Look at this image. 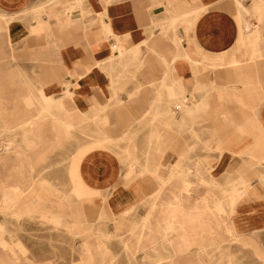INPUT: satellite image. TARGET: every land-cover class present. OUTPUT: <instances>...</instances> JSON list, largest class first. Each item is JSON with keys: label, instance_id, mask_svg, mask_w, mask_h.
Masks as SVG:
<instances>
[{"label": "crops", "instance_id": "1", "mask_svg": "<svg viewBox=\"0 0 264 264\" xmlns=\"http://www.w3.org/2000/svg\"><path fill=\"white\" fill-rule=\"evenodd\" d=\"M45 9L48 14L40 19ZM23 12H28L31 19L17 18L24 16ZM172 17L173 24L179 26L178 37L173 24H169ZM249 17L256 18L260 25ZM0 21L9 27L7 41L25 43L27 47L34 44L43 61V87L17 96L27 107L36 104V99L37 113L29 116L18 106L11 108L10 114L19 119L16 125L0 128V162L9 160L12 149L18 151L17 136L10 135L13 130H20L27 146L35 149L45 138L44 115L52 110L62 112L63 106L84 118L99 115L100 121L111 123L68 159L70 193L56 184H46L44 199L37 200L40 195L33 187L38 186L36 181L45 171L34 174L35 166L28 159L29 175L0 184V205L23 203L27 208L30 203L42 201L47 203L50 215L58 220L69 219L76 216L82 203L100 193L120 214L114 215L124 218L135 209L143 188L157 186L143 219L152 216L167 187L171 195L165 211L175 217L179 209L186 208L178 203L179 196L173 195V170L182 162L191 175L194 170L187 165L189 155H200L203 160L215 156L213 162L199 161L200 183L206 193L213 194L210 200L225 205L218 218L230 220L236 238L248 236L251 255L255 253L264 260V163H258V159L264 160V0H253L251 7L235 0H0ZM1 51L0 44V57ZM129 75L136 78L128 79ZM174 85L185 91L186 110L192 113L177 116L176 122L190 134L176 136L175 142L173 116L168 109L169 91H175ZM11 95L9 89L0 88L3 114L9 113L6 106ZM57 121L58 132L62 127L67 132L72 129V123ZM134 132H138L137 150L133 142L129 146L123 143L124 139H132ZM191 138L200 147L191 148ZM111 139L122 140L121 150L106 141ZM3 150L7 157H3ZM77 154L78 163L72 165L71 159ZM131 154L147 159L143 157L139 165ZM127 162L130 166L125 169ZM161 163L169 169L166 176L160 170L158 173ZM132 174L128 182L126 176ZM190 181L189 177L182 184L185 192L189 191ZM192 208L184 212L195 214ZM3 227L1 223L0 232ZM111 233L119 238L116 231ZM168 235L172 241L165 236L159 240L169 247L142 248V262L130 264H205L203 257L210 254L207 250L220 244L217 241L179 249L173 246V231ZM257 237L262 241L258 242ZM11 243L7 245L0 238L1 247L9 251L0 253L4 264H16ZM250 264H254V258Z\"/></svg>", "mask_w": 264, "mask_h": 264}, {"label": "rangeland", "instance_id": "2", "mask_svg": "<svg viewBox=\"0 0 264 264\" xmlns=\"http://www.w3.org/2000/svg\"><path fill=\"white\" fill-rule=\"evenodd\" d=\"M235 1L236 3L240 1L248 7H251L253 2V0ZM46 11L45 9L41 13L40 19H42L43 14H48ZM22 14L24 16L17 18L31 19L28 12H23ZM173 17L169 21V24L175 22V18ZM249 19L256 21V25H260L256 18L249 17ZM252 26L250 25L249 29ZM172 28L174 34L176 31L175 35L177 37L180 36L177 23L176 25L173 24ZM169 33L171 35L172 31ZM8 36V25H4L0 21V44L2 49L0 57V88L5 87L12 93V97L6 106L9 108V113L3 114L0 110V128L4 124L16 125V120L19 118L15 120L13 115L10 114L11 108L14 106H18L21 111L26 112L29 116L37 113L39 107L36 99L34 101L36 104L27 107L22 99L17 96L29 92H37L36 88L43 87L41 75L43 61L40 54H37V49H35L34 44L32 46L27 44L29 46L27 47L25 43H11L7 41ZM166 39L171 41L169 37H166ZM151 53L153 54L152 50ZM129 76L130 78L128 79L136 78L133 75ZM174 87L177 98L183 101L185 99V91H179L176 85ZM136 92L133 91L134 94ZM174 99L173 97L171 98L172 102H170L168 109L170 115L173 116V141L175 142L176 136L189 133L188 129L183 128V125L176 122L177 116L187 113L191 114V112L186 110L187 102L182 103L179 112H176L175 104L177 100ZM62 110L59 113L52 110V114L49 112L47 115H44L42 134L45 138L35 149L27 146L26 141L21 136L20 130L16 132L13 130L10 133L12 137L17 136L15 137L17 140L15 145L18 151L15 152L12 149V152L9 153V160L0 162V167L4 171V176H0V184L4 182L13 183L29 175L31 168L28 159H32V164L35 166L34 174L39 173L43 169L45 171L43 176L37 180L38 186L33 187L35 188L34 192L40 195L36 197L37 200L44 199L42 198L44 195L43 187L46 184L50 186L56 184L64 191L70 193L71 182L68 172V159L79 146L86 144L87 141L96 137V133L102 132L101 129L105 131V128L111 126V123L105 120L100 121L102 118L99 115L85 116L84 118L79 114H75L65 106H63ZM56 119L68 121L74 127L72 126L69 132L65 130V127H62L61 131L58 132L55 127L58 123ZM134 125L135 127L139 126L138 123H134ZM191 125L195 126L199 124ZM131 134L134 135L133 138L124 139L123 143L129 146L133 142L132 147L137 150L138 140L135 136L138 135V132L137 135L136 132ZM120 141L122 140L116 141L111 139L110 145L121 150L119 146L121 145ZM193 142L194 139L191 138V148L195 147L197 149L200 147V145L195 146ZM258 149L261 150L259 144ZM6 152L5 150L1 152L3 157H7ZM17 154L19 155L17 156ZM131 156L137 157V163L139 165L143 164V157L147 159V156H141L140 159L135 154H131ZM214 157L210 156L203 160L200 155H189L186 160L188 161L187 165L194 170L191 175L190 170L184 163L180 162L178 163L179 165L177 164L176 168L183 166L182 169L188 173L192 184L188 188L189 191L185 192L184 190L186 188L184 185L180 181L173 179V195L179 196L178 203L186 208L184 210L178 207L179 210L175 217H173V213L165 211L167 200H169L171 195L169 192L170 187H167L161 193L156 210L150 218L146 219H143V217L150 208V198L156 191L157 186L156 188L153 186L143 188L140 197L137 198V202L135 203V209L124 218L118 216L120 214L114 211L113 206L108 202V197L100 193L93 200L82 203L76 216L69 217V219L64 218L58 220L54 215H50L47 212L48 210H46L47 203L42 201L30 203L27 208L23 203L17 205L13 203L11 204L12 206L9 203H5V205H0V227L1 223L4 226V231L0 232L1 241L7 245H9L8 242H13L11 243V248L16 253L17 258L13 257L16 264H87L88 262L100 264L102 261L105 264H130V262H142L140 259L143 251L142 248L153 245L157 247H169L170 244H164L159 239L165 236L167 241H172L168 234L170 231H173V246L179 249L187 246L202 247L219 241L220 244L215 246L217 248L207 250L210 254L203 257L205 264H250L251 258H254V264H264L263 258L259 255L255 256V253L251 255L249 247V243L251 242L250 238L241 235H239L241 238H236L238 235L233 233L230 220L224 218V216L223 218H218L220 211L225 210V205L218 202L217 199L210 200L209 197H213V194L211 192L206 193L204 191L205 186L200 183L199 176L202 174L200 173L199 166L202 163H199V161L207 163L209 161L208 159H210L213 162ZM78 159L79 157L72 159V165H76ZM258 163H264V160L258 159ZM129 166L130 162L124 163L125 169H128ZM132 166L136 168V165L133 164ZM159 170L163 176L169 173V169L164 163L158 165V173ZM8 173L11 175L7 176ZM132 177L133 174L132 176H126L128 182L131 181L130 178ZM0 187L2 186L0 185ZM41 190L43 193H41ZM246 190L249 191V187L245 188V193L248 192ZM233 196L231 197L232 199L234 198ZM205 197L208 198L203 203L202 200ZM214 197H217V195L214 194ZM173 199L175 198L173 197ZM77 203L76 205L80 206ZM198 203L201 204L196 205ZM56 205L58 206V204ZM191 208L196 212L195 214L182 212L190 210ZM57 209L58 207L55 206L54 211ZM116 213L118 214L117 216L114 215ZM77 216H79V219H75ZM115 231L120 234L119 238L113 236L111 233ZM233 237H235V241H231ZM257 240L258 242L262 241L261 237H257ZM253 242H256V238ZM8 252L7 249L2 248L0 245L1 254ZM256 258L261 261H257ZM129 259L132 260L130 261ZM154 259L152 258L151 261ZM145 262L148 263L150 261L148 259ZM4 263L5 260L1 258L0 264Z\"/></svg>", "mask_w": 264, "mask_h": 264}, {"label": "bare ground", "instance_id": "3", "mask_svg": "<svg viewBox=\"0 0 264 264\" xmlns=\"http://www.w3.org/2000/svg\"><path fill=\"white\" fill-rule=\"evenodd\" d=\"M32 12V11H31ZM36 12V11H35ZM34 13V12H33ZM178 15V14H177ZM180 15V14H179ZM182 15V14H181ZM12 16V15H11ZM34 27H35V25H34ZM166 37V36H165ZM177 56V55H176ZM2 94V93H1ZM180 94V93H179ZM169 96L172 98H175L174 100H177L176 101V104H175V108H176V110H179L181 107H182V103H184V102H187L188 101V98H187V96H186V94H185V99L183 100V101H181V100H179L178 98H177V93L175 92V91H173V90H170L169 91ZM179 97V96H178ZM172 102V101H171ZM3 103V102H2ZM2 108V107H1ZM47 109V108H46ZM172 109H174V108H172ZM13 112V111H12ZM23 112V111H22ZM22 114V113H21ZM189 114V113H188ZM192 114V113H191ZM41 116V115H40ZM16 117H17V115H16ZM43 117V116H42ZM41 117V118H42ZM25 118V117H24ZM37 118V117H36ZM39 118V117H38ZM44 118V117H43ZM28 119V118H27ZM35 119V118H34ZM30 120V119H29ZM32 120H33V118H32ZM18 121V120H17ZM31 121V120H30ZM38 121H39V119H38ZM29 122V121H28ZM33 122V121H32ZM32 124V123H31ZM20 126V125H19ZM14 127V126H13ZM30 128V127H29ZM33 128H34V126H33ZM1 130V129H0ZM5 130V129H4ZM7 130V129H6ZM13 130V129H12ZM9 131H10V129H9ZM3 132V131H2ZM107 142H109V141H111V140H106ZM198 143V142H197ZM5 147V146H4ZM3 149V148H2ZM75 157H79V154H77L76 156H74L72 159H74ZM71 159V160H72ZM1 160V159H0ZM179 165V164H178ZM183 167V166H182ZM182 167L180 168H175L174 170H173V173L171 174V177L173 178V179H176L177 181H180V183L181 184H183L184 182H185V180H187L188 178H189V176H188V173L187 172H185L183 169H182ZM43 172V171H42ZM44 174V173H43ZM73 175H77V174H73ZM73 178V177H72ZM75 180V179H74ZM77 181V180H76ZM37 182V181H36ZM6 184V183H5ZM35 184V183H34ZM8 186V185H7ZM25 187V186H24ZM181 188V187H180ZM179 188V189H180ZM19 189V188H18ZM22 189V188H21ZM24 189V188H23ZM164 189V188H163ZM27 190H29V189H27ZM39 190V189H38ZM246 191H248V190H246ZM21 192V191H20ZM9 193V192H8ZM19 193V192H18ZM26 194V193H25ZM8 197V196H7ZM32 205V204H31ZM225 207V206H224ZM15 209V208H14ZM222 211V210H221ZM182 212H184V211H182ZM182 212H181V214H182ZM78 224V223H77ZM4 228V227H3ZM3 232V231H2ZM134 232V231H133ZM132 237V236H131ZM124 241H126V240H124ZM232 241V240H231ZM2 243V242H1ZM5 243V242H4ZM2 245V244H1ZM194 250V249H193ZM9 255V254H8ZM10 256V255H9ZM174 261V260H173Z\"/></svg>", "mask_w": 264, "mask_h": 264}]
</instances>
